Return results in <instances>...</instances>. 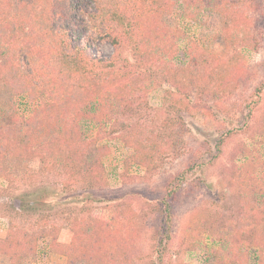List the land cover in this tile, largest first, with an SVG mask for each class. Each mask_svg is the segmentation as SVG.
<instances>
[{"label":"trees","instance_id":"1","mask_svg":"<svg viewBox=\"0 0 264 264\" xmlns=\"http://www.w3.org/2000/svg\"><path fill=\"white\" fill-rule=\"evenodd\" d=\"M175 1L0 0V91L24 96L32 104L29 115L12 113L0 120V179L5 176L4 159H39L44 165L60 160L65 186H92L107 172L104 159L110 148L99 143L103 131L131 148L122 160L126 168H159L162 143L156 139L165 137V143L172 140L173 145L179 144L175 147H187L186 165L166 183L169 199L178 200L188 181L193 184L202 179L190 175L218 160L227 137L241 127H227L231 123L228 111L219 102L208 103L206 99L219 92L223 95L228 87L236 88L243 65L237 45H245L249 39L253 43L250 47L257 49L263 38L260 23H264V0H181L184 15L191 18L202 8L221 16V36L225 48L231 50L226 57L216 51L193 52L179 69L175 64L167 69L165 61L176 57V39L181 37L166 21ZM88 2L92 8H87ZM82 26L112 45L108 59L87 54V38L78 44ZM187 53L191 55V50ZM194 66L197 70L190 74ZM155 67L161 70V83L170 84L163 96V105L168 108L163 119L156 112L144 115L141 111L148 105L146 83L158 82ZM182 70L200 88L198 95L202 97H193L195 85L190 88L177 80ZM263 87L264 78L236 108L245 114L243 125H248L247 131L260 111ZM118 108L120 116L115 112ZM195 110L205 119H214L218 126L220 137L214 142V150L185 143L188 129L184 115ZM83 120L86 125L97 126L93 139L85 138ZM256 169L261 173L259 177ZM235 171L230 185L243 212L240 224H231L227 229L218 214L196 215L185 235L191 241L183 248L189 250L200 235L208 232L215 242L206 248L212 258L210 264H264V157L256 163L251 161L249 170ZM48 193L13 198L16 210L33 211L36 220L28 227L12 223L6 235L0 237V255L10 264L34 256L37 241L46 236L51 237L52 248L66 256L67 264H133V244L143 221L138 205L124 202L110 214L98 213L92 204L95 198L87 194L80 211L86 215L65 218L69 220L71 239L63 244L57 240L56 219L47 212L46 207L53 206L46 200ZM164 212L169 222L173 211L166 205ZM155 235L162 237L156 242V260L151 264H169L165 260L173 257L168 247L170 236L165 230H157Z\"/></svg>","mask_w":264,"mask_h":264},{"label":"rangeland","instance_id":"2","mask_svg":"<svg viewBox=\"0 0 264 264\" xmlns=\"http://www.w3.org/2000/svg\"><path fill=\"white\" fill-rule=\"evenodd\" d=\"M87 6L88 9L92 8L90 2ZM183 10V2L176 0L172 12L166 15L167 23L176 28L181 36L176 39L178 49L176 57L165 61L167 69H172L173 64L179 69L181 65L187 63L193 52L199 54L202 51L205 53L216 51L222 53L223 56L227 51L230 52V47L225 48L221 36L223 26L221 16L214 11L202 8L199 13L194 15V18H191L184 15ZM260 26L263 38L259 40L257 49L250 47L253 43L249 39H247V44L239 43L237 45L243 56V65L239 71L236 88L228 87L229 89L227 88L223 95L219 92L218 95L216 93L206 99L208 103L219 102L224 110L228 111L231 123L227 127L232 128L233 124H238L241 127L227 137L218 160L190 175L196 179H198L197 177H202V179L194 180L193 184H189L188 181L187 185H183L184 192L178 197V200L169 199L165 186L171 175L184 167L183 164L186 165L188 160L186 156L189 152L187 147H175L178 143L173 145L172 140L165 143L167 140L165 137L160 140L156 139L157 143H162L159 168L153 171H147L144 167L134 165L126 168L122 160L132 152L131 148L124 146L115 135L110 136L106 131H103L100 133L102 138L99 143H105L110 148V153L104 159L107 172L99 182L92 186L84 183L76 189H69L65 186L63 180L66 175H64L60 160L55 163L49 162L47 165H44L39 159L16 160L8 158L3 160L5 176L0 179V237L6 235L9 225L12 223L28 227V224H32L36 220L33 211L16 210L13 198L28 193L49 192L46 195V200L53 206L46 207L49 208L47 212L53 214L52 219H56L55 224L59 230L57 240L67 244L71 239V229L67 223L69 220L65 218L69 215H86L80 211L83 200L89 194L95 198L92 204L93 207H97L98 213L110 214L124 202H131L135 206H139L138 212L143 217V221H141L140 232L133 244V264H151L156 260L154 247L156 248V242L162 237L155 235L157 230H160L161 233L165 230L170 236L168 247L171 253L173 252V257L165 262L168 261L169 264H210L212 258L207 255L206 248L215 244L213 237L208 232L204 233L199 236L194 245H191L189 250H185L184 243L191 241L190 238L185 239V235L189 234L188 225L196 215L204 212L211 216L218 214V217L220 216L221 220L226 223L227 229L231 227V224L239 225L243 212L239 209L235 190L230 182H232L235 170H249L251 161L254 160L256 163L257 160L264 157V87L259 98L261 108L250 130H246L248 125H243L245 114L236 110L244 97L253 94L254 89L264 78V23L261 22ZM80 34L79 45L83 44L86 38L88 40L87 54L96 58L108 59L113 53L112 45L107 40L95 37L89 28L82 26ZM188 50H191V55L187 53ZM162 57L166 58L167 56L163 55ZM183 68L186 69V67ZM155 69L158 82L146 83L145 96L148 105L143 106L141 111L144 112V115L156 112L163 119L168 115L167 105H163V96L165 90L170 88V84L168 82L161 83V70L157 67ZM196 70L197 68L194 66L189 73L195 74ZM184 74L185 70H182L177 80L190 88L195 85L196 87H193L191 91L193 97L195 99L202 97L198 95L201 94L200 88L193 81H189ZM115 110L116 115L120 116L121 109ZM31 111L32 104L26 97L14 96L8 90L0 91V120L9 117L12 113L27 116ZM184 119L188 129L184 135L185 143L188 146L202 148L208 146L207 151L214 150V142L220 137V131H218L216 123L213 122L214 119L203 118L197 110L185 114ZM82 123L85 138L93 139L97 135V126L93 123L86 125L85 120ZM106 129L108 131L109 127L107 126ZM206 154L207 152L203 156ZM255 173L257 177L261 174L258 169ZM221 196L223 197L221 198ZM88 202L90 203V201ZM166 205L170 206L173 211L169 222L165 220ZM61 211L62 214H59ZM51 242L50 236L38 240L37 253L24 258L20 264H67L66 256L56 252L52 248ZM0 264L10 263L7 257L0 255Z\"/></svg>","mask_w":264,"mask_h":264}]
</instances>
